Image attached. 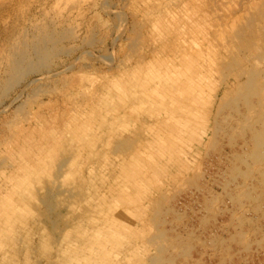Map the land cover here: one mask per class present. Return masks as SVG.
<instances>
[{"label": "rangeland", "instance_id": "rangeland-1", "mask_svg": "<svg viewBox=\"0 0 264 264\" xmlns=\"http://www.w3.org/2000/svg\"><path fill=\"white\" fill-rule=\"evenodd\" d=\"M0 264H264V0H0Z\"/></svg>", "mask_w": 264, "mask_h": 264}, {"label": "bare ground", "instance_id": "bare-ground-1", "mask_svg": "<svg viewBox=\"0 0 264 264\" xmlns=\"http://www.w3.org/2000/svg\"><path fill=\"white\" fill-rule=\"evenodd\" d=\"M33 48V47H32ZM37 49H39L38 47H37ZM41 50V49H40ZM35 51V50H34ZM24 52V51H23ZM26 52V51H25ZM36 53V52H35ZM38 53V52H37ZM36 53V54H37ZM25 54H27V53H25ZM34 54V53H33ZM39 54V53H38ZM40 55H41V53H40ZM24 56V55H23ZM36 56V55H35ZM23 58V57H22ZM36 58L38 59V57L36 56ZM41 57L39 56V59H40ZM25 59V58H24ZM23 59V60H24ZM17 61V60H16ZM18 64H19V62H17ZM21 64V63H20ZM24 64V63H23ZM31 64V63H30ZM29 65V64H28ZM36 65V64H35ZM28 68V67H27ZM29 70V69H28ZM34 70V69H33ZM32 71V70H31ZM35 72V71H34ZM25 73V72H24ZM31 73V72H30ZM24 75V74H23ZM259 147V146H258Z\"/></svg>", "mask_w": 264, "mask_h": 264}]
</instances>
